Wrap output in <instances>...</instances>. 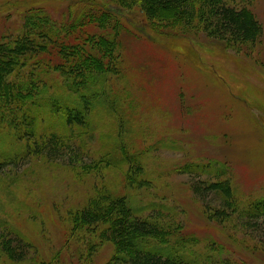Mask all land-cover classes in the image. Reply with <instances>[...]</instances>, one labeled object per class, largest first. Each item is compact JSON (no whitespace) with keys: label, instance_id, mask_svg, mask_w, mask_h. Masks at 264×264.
<instances>
[{"label":"rangeland","instance_id":"1","mask_svg":"<svg viewBox=\"0 0 264 264\" xmlns=\"http://www.w3.org/2000/svg\"><path fill=\"white\" fill-rule=\"evenodd\" d=\"M75 1L0 0V41L21 30L28 9L72 18ZM92 1L119 10L125 63L119 75L107 76L106 102L101 97L91 114L90 134L69 135L78 153L75 167L68 155L38 156L0 173V233L12 229L31 245L24 261L0 253V264H106L114 253L111 243L81 236L70 221L102 188L126 196L140 215L158 211L175 218L197 239L194 249L205 251L215 242L222 247L218 259L264 264V238L256 246V230L244 227L235 213L234 224L208 220L190 187L196 174L180 171L187 164L211 163L224 168L241 203L264 197V0L248 5L263 38L239 51L202 31L147 20L138 4L123 9ZM50 79L59 82L51 92L61 93V76ZM124 157L142 168L139 188L125 182ZM207 197L217 205L214 194ZM91 242L99 245L86 255Z\"/></svg>","mask_w":264,"mask_h":264},{"label":"trees","instance_id":"2","mask_svg":"<svg viewBox=\"0 0 264 264\" xmlns=\"http://www.w3.org/2000/svg\"><path fill=\"white\" fill-rule=\"evenodd\" d=\"M105 1L123 9L138 4L147 20H167L173 27L202 31L236 51L263 38V27L248 7L254 0ZM72 5L77 6L72 18L60 20L41 8H30L21 30L0 41V173L38 156L60 159L68 155L67 163L73 165L78 153L69 135L75 130L80 138L90 134L91 114L101 97L105 101L107 76L119 75L125 63L121 39L125 27L119 10L92 0ZM53 73L62 78L61 93L51 92L59 83L50 79ZM124 158L129 166L125 182L139 188L145 181L138 179L142 168ZM180 171L196 174L190 187L208 220L234 224L231 214L235 213L245 220L244 227L256 230L251 233L260 247L264 227L258 230V222L264 225V197L241 203L224 168L211 163L187 164ZM99 191L72 213L70 221L81 236L92 234L99 244L111 243L114 253L106 264H239L230 256L218 259L216 250L222 247L215 242L205 251L194 249L197 239L175 218H165L158 211L140 215L126 196L103 188ZM211 193L217 205L209 203ZM99 244L86 246V255ZM161 244L167 246L158 247ZM30 250L31 245L14 230L0 233V253L8 260L24 261Z\"/></svg>","mask_w":264,"mask_h":264}]
</instances>
